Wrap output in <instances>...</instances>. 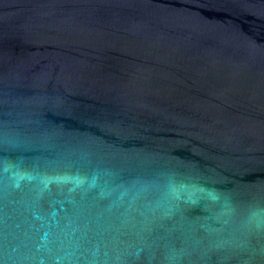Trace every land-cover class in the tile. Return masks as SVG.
Returning a JSON list of instances; mask_svg holds the SVG:
<instances>
[{"label":"water","instance_id":"obj_1","mask_svg":"<svg viewBox=\"0 0 264 264\" xmlns=\"http://www.w3.org/2000/svg\"><path fill=\"white\" fill-rule=\"evenodd\" d=\"M0 264H264V0H0Z\"/></svg>","mask_w":264,"mask_h":264}]
</instances>
